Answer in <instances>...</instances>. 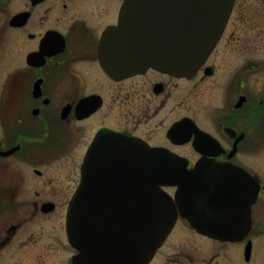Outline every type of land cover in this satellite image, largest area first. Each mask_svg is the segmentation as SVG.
<instances>
[{"label":"flooded vegetation","instance_id":"af4514ba","mask_svg":"<svg viewBox=\"0 0 264 264\" xmlns=\"http://www.w3.org/2000/svg\"><path fill=\"white\" fill-rule=\"evenodd\" d=\"M125 1L0 0V264H73L67 215L86 169L116 174L97 202L133 204L119 179L135 142L210 172L196 184L255 195L235 238L179 213L147 264H264V0H234L188 76L119 70V37L105 35Z\"/></svg>","mask_w":264,"mask_h":264},{"label":"water","instance_id":"95a60500","mask_svg":"<svg viewBox=\"0 0 264 264\" xmlns=\"http://www.w3.org/2000/svg\"><path fill=\"white\" fill-rule=\"evenodd\" d=\"M233 4L234 0H126L118 28L105 38L116 33L119 37L120 71L151 67L188 76L216 47ZM128 150L132 164L120 173L124 180L119 181L129 188L133 204L97 202L99 185L106 186L116 174L95 163L86 169L67 215L69 239L77 250L73 264H147L179 213L204 233L239 235L245 220L236 207L255 197L253 189L224 182L216 187L209 179L196 184L197 174L210 172L189 168L186 158L166 156L138 142ZM164 186L177 189L171 194Z\"/></svg>","mask_w":264,"mask_h":264}]
</instances>
